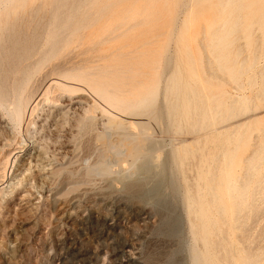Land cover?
Segmentation results:
<instances>
[{
    "label": "rangeland",
    "instance_id": "374dc122",
    "mask_svg": "<svg viewBox=\"0 0 264 264\" xmlns=\"http://www.w3.org/2000/svg\"><path fill=\"white\" fill-rule=\"evenodd\" d=\"M49 1L26 0V5L18 7L15 13H26ZM74 1L81 13L90 9L92 13L100 10V14L92 16V26L82 31L83 34L80 31L68 35L74 44L64 47L50 62L39 65L40 72L33 75L28 87L29 91L37 90L31 100L33 105L28 119L16 129L8 123L0 108V264H178L167 258V252L175 247L159 242L163 238L159 231L162 219L169 214L178 215L180 220L178 230L184 248L179 257L183 258L182 264H187L189 240L182 190L178 189L176 198L170 191L173 185L180 184L179 170L173 160L174 151L180 144L186 147L190 142H197L196 147L213 142L225 144L230 135L233 145L240 134H245L244 138L253 134L249 140L253 144L260 141L259 135L264 131V100L261 97L264 86V0L237 1V10L231 17L232 20L240 18L242 26L232 36L234 39L228 51L236 58L237 66L243 64L247 68L236 84L238 87L229 81L224 71L218 70L211 57L207 42L210 31H213L210 26L215 13L208 2L94 0V4L93 0ZM210 4L214 6L216 2L212 0ZM106 5L110 7L105 9ZM3 12L0 3V28L13 18L6 21ZM122 16H126L123 27L114 31V23ZM250 22H254L253 27L248 26ZM184 38H190L193 56L209 60L207 72L228 82L224 88L228 102L237 100L232 107L231 119L222 127L196 131L175 114L167 115L164 91L168 79L171 74L179 72L181 77L186 76ZM196 38L203 39V44H198ZM202 48L206 56L202 55ZM70 57L77 66L92 69L96 80L100 79V71L112 65L124 69L125 78L119 84L125 91L121 90L120 99L132 101L136 95L137 98L141 95L140 92L151 94L155 91L153 106L146 113L143 106L134 111L144 113L143 116L131 111L122 114L115 112L86 87L67 84L66 81L63 84L57 77L44 80L47 69ZM35 61L36 58L31 60ZM248 64L253 67L248 68ZM133 73L142 75L137 79ZM93 75L92 79H95ZM66 87L73 90L78 87L85 92L70 94L65 91ZM88 92L92 97L87 95ZM77 95H85L82 108L87 112L82 114V109L72 120L56 122L59 110L63 109L60 104L78 98ZM240 102L243 105L238 107ZM51 103H57L59 108ZM176 104L179 103L176 101ZM53 117L55 119L51 120ZM45 119L49 121L48 126ZM139 123L145 124L146 130H142ZM126 138L130 139L125 141ZM139 140L144 142V148L133 164L130 162L132 158L126 157L124 148L117 146L120 142ZM33 144L36 151L43 148L47 153L50 164L44 170L39 167H30L29 170L27 167L28 161L34 164L29 154ZM33 155L35 157V153ZM102 164L109 166V175L97 171L89 173L88 167L96 170ZM238 172L242 176V169L239 168ZM263 207L264 201L259 204L260 217L249 219L248 223L252 230L250 240L258 239L254 245L264 251ZM112 208H116L113 217L105 219L104 216L111 215ZM141 209L148 213L143 216L145 218H133V214Z\"/></svg>",
    "mask_w": 264,
    "mask_h": 264
},
{
    "label": "bare ground",
    "instance_id": "6f19581e",
    "mask_svg": "<svg viewBox=\"0 0 264 264\" xmlns=\"http://www.w3.org/2000/svg\"><path fill=\"white\" fill-rule=\"evenodd\" d=\"M211 1L204 0V2L209 3L210 9H214L215 13L210 26L212 28L210 30L213 31H210V37L207 42L211 57L216 61L218 70L224 71L228 75L229 81L236 86L247 69L243 64L237 66L236 58H233L228 51L234 39L232 36L242 26L240 18L237 19L238 16L236 17L237 20H232L231 18L237 10L235 4L239 0H214L216 2L214 6H211ZM0 3L2 4V10H4L2 15L5 16V20L7 21L9 17H13L11 22H5L3 27L0 28V108L5 112L8 123L17 129L21 128V125L28 119L27 117L32 108L31 100L37 90L29 91L28 87H30L29 84L33 79V75L35 73L39 74V65L50 62L58 56L64 47L74 44V42H71L72 37L68 38V35H73L80 31L83 34L82 31L92 26V16L100 14V10L92 13V10L89 11V9L81 13L74 0H50L47 3L37 5L26 13L18 14L15 13L17 8H23L26 5V0H2ZM92 3H94V0ZM14 4H18V6H13L10 9ZM108 7L110 5H106L104 8L107 9ZM125 17H119L120 19L114 23V31L123 27ZM253 24L254 22H250L248 26L253 27ZM189 39L184 38L183 42L186 54V76L185 78L181 77L180 72L170 75L164 91L166 112L168 116L175 114L180 119H183L191 126L192 130L218 128V126L231 119L232 107L235 106L233 104L237 100L228 102L229 97L224 91L228 82L222 81L219 77L216 78L211 72H207V66L209 65L207 62L209 60L207 61L205 57L202 56L201 59L198 55L200 61L197 62L198 59L193 56L190 49ZM203 39H205L204 36ZM203 39H197V43L203 44ZM45 46L46 49H44ZM214 47L218 50H214ZM204 50V48L201 49L202 55L205 54ZM34 58H36V61L33 63L31 60ZM72 58L55 63L50 70L47 67L48 74L44 76V80L49 77H57L61 79L62 83L66 81L67 84L78 85L81 88L86 87V90L93 91L95 96L97 95L96 97L107 106L122 114L131 111V113H135L138 116H143L144 113L138 114L134 111L143 106L146 113L153 106L156 99L155 91L151 92V94L140 92L141 95H138V98L136 95V98L133 97L134 100L132 101H126L125 98L123 100L120 99L119 94L123 87L119 83L125 78L126 71L124 69L120 70V68H116V65H112L99 73L98 78H104L105 80H96L97 76L93 75L91 66L89 67L91 70L86 65L87 68L82 65L77 66L72 61ZM78 62L80 63V61ZM247 67L251 68L253 65ZM133 74L137 75V79L142 75L141 73ZM92 75L95 79H92ZM133 82L135 83V81ZM32 83L31 85H33ZM66 88L68 89L65 91L70 92V94L78 91L85 92V89L80 90L77 89L78 87L74 90L71 87ZM261 89V97L264 100V86ZM49 90L46 91L48 95L50 94ZM123 91L125 90L123 89ZM87 95L91 94L88 92ZM77 96L78 98L75 97L74 99L69 97L71 99H68L69 101H66V104H60L63 109L59 110V119L55 120L56 122L66 119L68 121L72 120L76 114L80 113L85 104V99L83 98L84 96L81 97L82 95ZM176 101L179 104H176ZM52 104H55L53 107L59 108L57 103ZM226 104L230 106L226 107ZM238 104V107L243 105L241 102ZM83 110L82 114L87 112V110ZM54 117L51 120L56 118ZM44 122L46 123L45 125H49L47 119ZM138 125H140L142 130H146L145 124L139 123ZM7 131L8 128L6 129ZM203 131L205 130L203 129ZM222 135L224 134L222 133ZM244 135L240 134L237 138L238 140H234H237L236 143L233 141L234 145L230 135L225 139V144L227 145L221 142H213L211 145L207 143L196 147L197 142H190L186 147L180 144V147L178 146L174 151L173 160L179 170L180 184L173 185L170 191L176 198L178 189L182 190L180 192L181 201L189 240L185 259L187 264H264V251L255 247V242H258V239L257 241L254 239L250 240L249 232L252 230H250L248 223L249 219L255 220L260 217L259 204L264 201V166L262 165L264 160V131L261 135L258 134L260 141L254 142V144L249 141L251 136H254L253 134L247 138H244ZM127 139L129 140L130 138H126L125 141ZM117 147L124 148L126 157L134 159L142 155L144 142L140 140L137 142H120ZM251 148L253 149L251 150ZM29 150H31L29 153L30 158L34 160V162L32 161L33 165L28 161L27 167L29 170L30 167H39L44 170L50 164L47 153L43 148L36 151V145L33 144ZM247 152L249 154L245 155ZM34 153L35 157H32ZM132 159H130V162L134 164L138 158L135 161H132ZM88 168L91 174L96 171L103 175L110 174V168L107 164L98 166L96 170H94L95 168L92 169V166ZM239 168L243 171L242 176L239 175ZM115 210L116 208H112L111 215L104 216L105 219L113 217V211ZM147 214L141 209L133 214V218L142 220L145 218L143 216ZM178 221L180 222L178 215L170 216L169 214L162 219L159 231L163 234V238L159 242L168 245L170 248L175 247L169 253L167 252V258L169 261H177L178 264H182L183 258L179 257V255L183 251L184 246L180 239L181 232L178 230Z\"/></svg>",
    "mask_w": 264,
    "mask_h": 264
}]
</instances>
